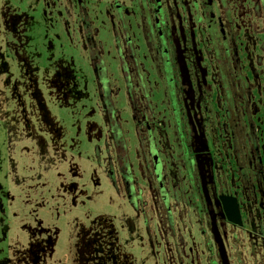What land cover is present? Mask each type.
<instances>
[{
    "label": "flooded vegetation",
    "instance_id": "obj_1",
    "mask_svg": "<svg viewBox=\"0 0 264 264\" xmlns=\"http://www.w3.org/2000/svg\"><path fill=\"white\" fill-rule=\"evenodd\" d=\"M114 4L106 29L86 13L79 24L108 130V174L163 232L195 214L209 228L217 264L213 223L230 264L247 262L232 245L264 264V0ZM124 111L135 128L129 136ZM222 197L236 199L242 225L229 221Z\"/></svg>",
    "mask_w": 264,
    "mask_h": 264
},
{
    "label": "rangeland",
    "instance_id": "obj_2",
    "mask_svg": "<svg viewBox=\"0 0 264 264\" xmlns=\"http://www.w3.org/2000/svg\"><path fill=\"white\" fill-rule=\"evenodd\" d=\"M118 1L0 0V264H217L195 214L163 232L108 174V130L79 24L86 13L106 29ZM230 248L256 264L247 246Z\"/></svg>",
    "mask_w": 264,
    "mask_h": 264
},
{
    "label": "water",
    "instance_id": "obj_3",
    "mask_svg": "<svg viewBox=\"0 0 264 264\" xmlns=\"http://www.w3.org/2000/svg\"><path fill=\"white\" fill-rule=\"evenodd\" d=\"M222 201H223V205L225 207L226 213L228 214L229 221L236 225H242L241 214H240L239 206L236 202V199H229V198L222 197ZM212 226H213V234H214L215 240L219 245V251H220L222 262L223 264H230L227 251H226V247L221 238L218 227L216 226L215 223H213Z\"/></svg>",
    "mask_w": 264,
    "mask_h": 264
}]
</instances>
